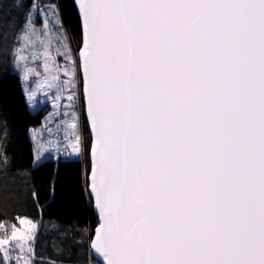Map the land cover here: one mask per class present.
Returning a JSON list of instances; mask_svg holds the SVG:
<instances>
[{
  "label": "snow or ice",
  "instance_id": "6c2138e0",
  "mask_svg": "<svg viewBox=\"0 0 264 264\" xmlns=\"http://www.w3.org/2000/svg\"><path fill=\"white\" fill-rule=\"evenodd\" d=\"M73 2L75 53L55 3L15 5L0 48L30 99L68 85L74 112L84 101L99 264H264V0ZM16 220L28 234L10 226L0 264H35L37 226Z\"/></svg>",
  "mask_w": 264,
  "mask_h": 264
},
{
  "label": "trees",
  "instance_id": "16d2710c",
  "mask_svg": "<svg viewBox=\"0 0 264 264\" xmlns=\"http://www.w3.org/2000/svg\"><path fill=\"white\" fill-rule=\"evenodd\" d=\"M33 3H55L63 28L74 51L81 46L79 15L73 0H0V25L10 16L21 17ZM16 58L12 46L0 48V238H9L16 218L35 222V264H99L91 254V241L99 225L88 193L92 136L85 121L84 101L80 109L85 136L81 160L45 161L34 167L30 130L39 126L47 114L33 113L21 76L13 71ZM35 192V197L32 195Z\"/></svg>",
  "mask_w": 264,
  "mask_h": 264
},
{
  "label": "rangeland",
  "instance_id": "374dc122",
  "mask_svg": "<svg viewBox=\"0 0 264 264\" xmlns=\"http://www.w3.org/2000/svg\"><path fill=\"white\" fill-rule=\"evenodd\" d=\"M35 18V17H34ZM43 14H41V19H43ZM39 27V24L37 25ZM73 52L74 48L72 47ZM28 54L27 50L24 53ZM25 62L15 60L13 71L17 72L23 82H24V90L27 95V99L29 101L30 110L33 113L37 111L46 109L47 114L43 120V123L39 126L33 127L30 130V137L33 142V150H34V167L45 161H56L59 162L61 159H69V160H81L83 158L84 152V143L85 136L82 134V122H81V112L80 109L81 102L78 106H76L75 112L73 110L72 104L67 101L66 97L68 95V85H65V89L62 92H57L55 87L47 89L49 95L45 96L42 91L33 98H29V87L36 89L38 85L34 83L32 78L24 79V65ZM29 66H33L29 64ZM45 73L41 70L40 77L43 78ZM64 77L61 76V80ZM78 95L82 96V93H78ZM59 97V98H57ZM82 100V99H81ZM78 116L79 122L77 124V129L80 135V144L81 150L80 153H73L70 147L71 144L75 142V133L71 132L68 129V124L72 122L74 117ZM51 130V131H49ZM68 131L69 135L66 137L65 132ZM39 153V155H38ZM28 220V219H27ZM29 221V220H28ZM35 223V222H34ZM36 224V223H35ZM37 226V224H36ZM20 234H28V225L23 224L19 225ZM38 232V227H36V235ZM15 241H11L9 245L5 246L10 248Z\"/></svg>",
  "mask_w": 264,
  "mask_h": 264
},
{
  "label": "water",
  "instance_id": "95a60500",
  "mask_svg": "<svg viewBox=\"0 0 264 264\" xmlns=\"http://www.w3.org/2000/svg\"><path fill=\"white\" fill-rule=\"evenodd\" d=\"M75 3L76 5H78V0H75ZM77 9V12H78V8L76 7ZM90 130V128H89ZM91 136H92V142H91V149H90V163H91V169H90V174H89V177H88V183H89V178H90V175H91V171L94 170V161H95V157L94 155H92V153H94L95 151V144H94V133L91 132ZM88 193L90 195V189H89V184H88ZM91 196V195H90ZM92 198V197H91ZM93 212L95 213V215L98 217V221L100 222V218H99V213H98V210L94 207V204H93ZM99 227V225L97 226V228ZM96 228V229H97ZM96 229L94 231V235H93V238H92V241L94 240V237H95V233H96ZM91 241V243H92ZM90 249H91V254L93 256V258L98 261V262H102V257H100L98 254L95 253V251L91 248V245H90Z\"/></svg>",
  "mask_w": 264,
  "mask_h": 264
}]
</instances>
